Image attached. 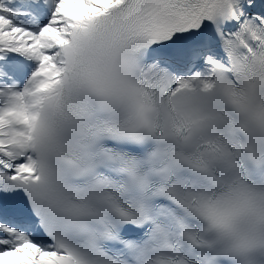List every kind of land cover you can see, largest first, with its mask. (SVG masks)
I'll return each instance as SVG.
<instances>
[{"label":"snow or ice","instance_id":"snow-or-ice-1","mask_svg":"<svg viewBox=\"0 0 264 264\" xmlns=\"http://www.w3.org/2000/svg\"><path fill=\"white\" fill-rule=\"evenodd\" d=\"M0 264H264V0H0Z\"/></svg>","mask_w":264,"mask_h":264}]
</instances>
